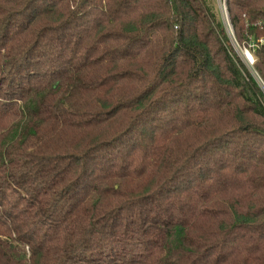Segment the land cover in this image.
I'll use <instances>...</instances> for the list:
<instances>
[{"label":"trees","instance_id":"1","mask_svg":"<svg viewBox=\"0 0 264 264\" xmlns=\"http://www.w3.org/2000/svg\"><path fill=\"white\" fill-rule=\"evenodd\" d=\"M0 0V264H264V0Z\"/></svg>","mask_w":264,"mask_h":264},{"label":"rangeland","instance_id":"2","mask_svg":"<svg viewBox=\"0 0 264 264\" xmlns=\"http://www.w3.org/2000/svg\"><path fill=\"white\" fill-rule=\"evenodd\" d=\"M230 37H231V43L234 44L235 51L241 56L242 59H244L247 62L248 65H251L250 60L247 59L248 55H250L256 61V59L254 57V52L252 50L251 44L248 45V46H245L243 44L240 45L239 43H237V41H236V38H237L236 32L231 34ZM263 40H264L263 38H260V39H258V42H261ZM253 64H255V62Z\"/></svg>","mask_w":264,"mask_h":264},{"label":"built area","instance_id":"3","mask_svg":"<svg viewBox=\"0 0 264 264\" xmlns=\"http://www.w3.org/2000/svg\"><path fill=\"white\" fill-rule=\"evenodd\" d=\"M217 2V9L221 11L222 20L225 23V26L228 28V31L231 34L234 33V29L232 27L231 21H230V15L228 9V0H216ZM262 42V41H261ZM247 59L250 60L251 65L255 62V60L248 55Z\"/></svg>","mask_w":264,"mask_h":264}]
</instances>
